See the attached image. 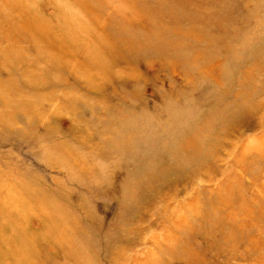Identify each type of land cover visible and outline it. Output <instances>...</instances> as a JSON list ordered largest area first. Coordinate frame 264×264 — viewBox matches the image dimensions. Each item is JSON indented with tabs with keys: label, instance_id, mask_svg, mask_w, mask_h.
<instances>
[{
	"label": "rangeland",
	"instance_id": "obj_1",
	"mask_svg": "<svg viewBox=\"0 0 264 264\" xmlns=\"http://www.w3.org/2000/svg\"><path fill=\"white\" fill-rule=\"evenodd\" d=\"M0 264H264V0H0Z\"/></svg>",
	"mask_w": 264,
	"mask_h": 264
}]
</instances>
